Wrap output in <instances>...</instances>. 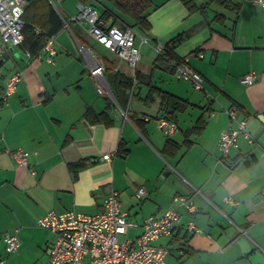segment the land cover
<instances>
[{
    "label": "crops",
    "instance_id": "obj_1",
    "mask_svg": "<svg viewBox=\"0 0 264 264\" xmlns=\"http://www.w3.org/2000/svg\"><path fill=\"white\" fill-rule=\"evenodd\" d=\"M150 1L148 29L133 25L110 3L97 4L99 12L117 15L114 24L134 29L140 50L135 67L70 21L77 0L61 2L68 27L53 35L51 62L42 50L34 57L14 55L19 47L0 54V96L6 76L22 72L16 91L0 103V264H22L23 251H28L24 264H45L54 234L40 227L38 218L49 210L95 214L110 190L117 191L120 209L132 223L122 236L129 238L141 231L145 217L172 207L174 194L192 196L198 210L190 217L198 231L181 226L153 241L168 248L165 264H264V8L250 0H232L234 8L194 0L202 7L190 12L181 0ZM182 31L189 35L174 52L202 75L203 89L156 60L158 43ZM86 47L102 58L114 100L96 91ZM249 71L255 81L244 85L240 76ZM116 73L132 78V87L118 90ZM149 84L190 103L171 115L177 125L171 135L155 124L171 110L159 94L149 95ZM230 107L238 119L245 118L253 141L239 134L225 158L217 143L220 131L230 126ZM103 110L110 124L94 121L93 114ZM130 115L140 120L139 127ZM199 118L204 127L189 132ZM166 140L177 148L165 149ZM119 143L128 148L125 156L117 153ZM16 148L29 152L26 165L8 153ZM106 153L108 159L102 157ZM76 163L82 166L70 167ZM140 185L147 192L143 197L136 196ZM4 231L19 239L10 259L4 257L9 253Z\"/></svg>",
    "mask_w": 264,
    "mask_h": 264
},
{
    "label": "built area",
    "instance_id": "obj_2",
    "mask_svg": "<svg viewBox=\"0 0 264 264\" xmlns=\"http://www.w3.org/2000/svg\"><path fill=\"white\" fill-rule=\"evenodd\" d=\"M54 10L60 15L63 26L68 27V21L61 13L62 0H48ZM258 7L264 8V0H250ZM26 0H0V54L9 53L10 49L18 48L24 36L22 33V13ZM75 12L69 15L73 21L83 27L86 32L106 49L116 54L135 67L139 58V44L136 43V33L131 26L106 23L100 16L98 9L90 3H75ZM145 38H141L144 41ZM163 43H158L161 50ZM90 57L89 75L94 81L96 91L114 100L110 88L104 79V62L98 53L90 48H83ZM46 52L45 60L52 61L56 53L53 35H48L41 48ZM199 56H202L199 53ZM173 75L189 79L196 89H203L202 75L192 68L181 57L173 61ZM22 72L16 69L5 78L4 87L0 96L1 101L16 91ZM244 85L255 81L253 71L240 76ZM230 126L220 131L217 147L221 155L228 158L231 149L236 148L239 134L249 142L253 141L252 135L245 127V118L236 117L235 108L227 109ZM156 126L166 135H171L177 128L176 122L167 115L162 114L155 118ZM13 160L20 164H27L28 151L16 148L8 150ZM104 159L109 158V153L103 154ZM146 189L140 185L136 189V196L146 195ZM173 206L167 208L159 215L145 217L140 226L141 231L134 237H122L132 224L126 218L125 211L120 209L118 193L110 190L104 197L102 210L95 214H87L74 209L56 212L49 210L38 218L40 227L48 229L54 234V239L48 247V258L45 264H165L168 248L164 245H155L153 241L161 236H171L174 231L185 226L188 231H198L193 219L190 217L198 208L190 195L174 194ZM224 201L234 203L229 196ZM187 216L184 223L182 218ZM122 237V238H121ZM2 238L6 250L15 252L19 246V239L15 233L4 231Z\"/></svg>",
    "mask_w": 264,
    "mask_h": 264
},
{
    "label": "trees",
    "instance_id": "obj_3",
    "mask_svg": "<svg viewBox=\"0 0 264 264\" xmlns=\"http://www.w3.org/2000/svg\"><path fill=\"white\" fill-rule=\"evenodd\" d=\"M81 3H90L91 5L97 8V4L102 0H77ZM107 3H110L118 12L128 16L133 21V25H138L144 29L149 28V22L146 18V11L151 5L150 0H103ZM220 4L234 8L232 0H215ZM183 5L191 12L200 9L202 6H197L194 0H181ZM100 16L105 20H111V23L116 22L117 15L113 14L110 10H103ZM23 27L22 33L24 39L20 44L19 48L22 52H27L29 56L34 57L41 50L45 38L48 35H54L61 27H63V21L60 15L54 10L52 5L48 0H26L22 13ZM130 26V25H128ZM132 27V26H131ZM189 31H182L175 36H173L168 41L164 42L160 53L156 57L158 62H165L167 66L173 72V61H179V57L175 52L174 48L181 43L187 36ZM135 78L138 81H141L142 77L136 73ZM114 82L117 84L116 88L119 90H125L131 88L133 84L132 78L124 77L118 73L114 74ZM149 95L159 94L163 102L164 108L166 110H171L170 114L167 116L171 119V116L175 110H184L189 106V102L185 99H181L172 95L168 92L162 91L154 87L152 84H149ZM115 93V91H114ZM1 103V99H0ZM88 112V111H87ZM166 115V114H165ZM94 121H102L105 124H110L111 119L108 117L106 110H103L99 113H94ZM132 121L139 127L140 120L130 115ZM174 120V119H173ZM205 121L199 118L196 123L189 129V132L199 133L204 127ZM190 141H187L188 145ZM177 144L172 142V140H166L165 149L173 147L177 148ZM117 153L119 155L125 156L128 153V148L124 143H119L117 147ZM82 164H73L70 167H79Z\"/></svg>",
    "mask_w": 264,
    "mask_h": 264
},
{
    "label": "rangeland",
    "instance_id": "obj_4",
    "mask_svg": "<svg viewBox=\"0 0 264 264\" xmlns=\"http://www.w3.org/2000/svg\"><path fill=\"white\" fill-rule=\"evenodd\" d=\"M62 13H63V15H64V11H62ZM65 16V15H64ZM67 19H68V17L67 16H65ZM14 54V53H13ZM15 55V54H14ZM11 67V66H10ZM8 68V67H7ZM122 238V237H121ZM39 250L37 249V248H33V252L34 253H36V255L37 254H39V252H38ZM28 254V251H23V253H22V264H24L23 262H24V258H26V256H28L27 255ZM14 255V252H9V253H7L6 255H4V257L5 258H8V259H10L12 256ZM41 257H40V260H42V258H44L45 257V252H43V251H41Z\"/></svg>",
    "mask_w": 264,
    "mask_h": 264
},
{
    "label": "water",
    "instance_id": "obj_5",
    "mask_svg": "<svg viewBox=\"0 0 264 264\" xmlns=\"http://www.w3.org/2000/svg\"><path fill=\"white\" fill-rule=\"evenodd\" d=\"M10 52H14L13 48L10 49ZM22 54H23V52L21 50H18L15 52V55H17V56L22 55Z\"/></svg>",
    "mask_w": 264,
    "mask_h": 264
}]
</instances>
